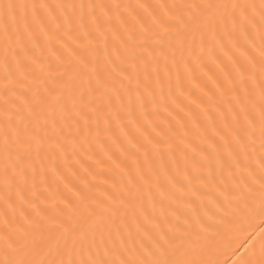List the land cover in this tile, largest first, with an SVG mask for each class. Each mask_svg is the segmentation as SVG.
Here are the masks:
<instances>
[{
	"label": "bare ground",
	"instance_id": "6f19581e",
	"mask_svg": "<svg viewBox=\"0 0 264 264\" xmlns=\"http://www.w3.org/2000/svg\"><path fill=\"white\" fill-rule=\"evenodd\" d=\"M0 264H264V0H0Z\"/></svg>",
	"mask_w": 264,
	"mask_h": 264
}]
</instances>
